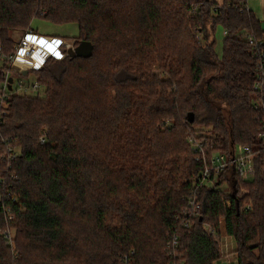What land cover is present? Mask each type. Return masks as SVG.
Listing matches in <instances>:
<instances>
[{
    "label": "trees",
    "instance_id": "1",
    "mask_svg": "<svg viewBox=\"0 0 264 264\" xmlns=\"http://www.w3.org/2000/svg\"><path fill=\"white\" fill-rule=\"evenodd\" d=\"M246 5L0 0L3 53L14 52L12 33L32 29L34 18L76 22L74 46H92L87 55L47 56L45 67L33 70L43 96L17 92L6 100L0 194L17 217V255L6 245L9 224L1 208L0 264H120L132 249L135 264H215L222 253L206 224L225 227L235 238L239 264H264V139L258 137L264 98L261 110L254 108L258 58L246 37L264 44V27ZM219 26L226 31L222 54L216 50ZM157 59L171 77L152 72ZM7 70L0 66V80ZM197 126L212 127L213 136L202 138ZM191 137L230 157L236 143L250 145L257 171L245 182L230 165L198 188L200 212L185 227L176 215L204 168ZM15 143L21 150L11 160L9 144ZM225 183L229 192L221 189ZM107 214L123 217L124 224L109 223ZM175 232L177 259L164 252Z\"/></svg>",
    "mask_w": 264,
    "mask_h": 264
},
{
    "label": "built area",
    "instance_id": "2",
    "mask_svg": "<svg viewBox=\"0 0 264 264\" xmlns=\"http://www.w3.org/2000/svg\"><path fill=\"white\" fill-rule=\"evenodd\" d=\"M246 8H249L248 5H246ZM246 37L255 52V56L258 58V68L255 75L256 80L253 85V91L258 94V99L253 101V106L257 110H261V99L264 98V44L263 41H257L255 36L248 32L246 33ZM74 41L75 40L71 41L69 39L55 38L51 36L41 37L37 31L32 28L19 38L13 53L7 55L2 52V47H0V63L7 64L8 67L6 77L0 80V125L4 119L3 116L7 114L5 104L8 96L17 92L30 94L31 91H43V87L37 81V77L35 73H33V70L44 68L47 56L62 57L64 55H69L68 50L70 47L74 46ZM24 71L28 74L25 75L23 73ZM31 71L34 74V79L31 83H25L23 76H30ZM10 77H13V82L11 84L12 89L9 88ZM46 135L47 131H44V134L40 137L41 143L46 142ZM258 137L262 140L264 139V127ZM191 141L193 143L194 153H196V160L200 161L204 168L193 180V191L190 194L187 205H185L179 214L176 215L178 224L185 227H190L191 222L199 215L200 203L196 196L198 188L213 183L222 172L230 167V165L235 167L240 179L245 182H249L253 179L257 171L255 165L256 153L250 145H239L234 147V153L230 157L225 152L208 150L206 143L202 140H195L191 137ZM20 150V148L17 149L16 145L9 144V159L14 160L17 158L20 154ZM243 192H246V190H243ZM1 195L2 194H0V209H3L6 221L9 224L5 230L6 233H4V236L8 241V245L13 247L12 251L16 256L17 253L15 252L14 236L10 226L12 220L16 217L12 205L10 203H4L3 196ZM9 199L13 202H16L17 200L12 194L9 196ZM246 208L250 209L251 205H247ZM206 225L207 232L212 235L219 244H221L220 252L222 253V257L219 259L220 263L239 264L235 242H229L228 237L232 238V236L229 234L220 235L218 228L211 224ZM179 239L180 237L177 232L168 237L169 241L165 251L171 256V258L173 257V259L178 258L176 251L180 245ZM135 258V250L132 249L121 255L120 264H135ZM171 264H177L176 260Z\"/></svg>",
    "mask_w": 264,
    "mask_h": 264
},
{
    "label": "rangeland",
    "instance_id": "3",
    "mask_svg": "<svg viewBox=\"0 0 264 264\" xmlns=\"http://www.w3.org/2000/svg\"><path fill=\"white\" fill-rule=\"evenodd\" d=\"M31 24H32L33 29H35L36 31H38L39 34H41V35H47V34H51V35L52 34L53 35L56 34V35H58V34H60L61 36H65L69 40H72V37L73 36H77L79 34V28H78V24L76 22L64 23V24H60V23L55 24L54 22H52L50 20H47L45 18H34L32 20V22H31ZM24 33H25V31L15 30V32L12 33V36H13V38H14L15 41H18L19 38ZM222 35H223L222 28L218 27V29L216 31V38H217V40H221V38H223ZM216 50H217V52L219 51V49H218V42H217V45H216ZM153 55H157V54H153ZM158 60L159 59L154 60V61H151V66H152V69H153L152 72L154 74L158 75L159 78H169V77H171L172 76L171 73L169 71H167L165 68H162L160 66V62ZM2 64H4V63H0V66H2ZM6 66H7V64H6ZM24 72H26V71H24ZM27 74H25V75H27ZM33 79H34V74L32 73V71H31L30 76H23V80H24L25 83H29V82L31 83V81H33ZM37 81H38V79H37ZM175 89H177V87H175ZM175 89L169 88L168 89V93L174 92ZM44 93H45V87H43V91L42 90L41 91H31L30 94L27 93V95H30V96L31 95H33V96H35V95H41V96H43ZM21 94H24V93H21ZM211 129H212V127H208V126H197V127H195V130L198 132V134L200 136H202V138H205L206 136L209 137V138L212 137L214 133H212ZM14 145L17 146V149L20 148V145H17L16 143ZM209 145H210V147H209L210 151H213V146L214 145H212V144H209ZM239 145H242V144L238 142V143H236L235 147L236 146H239ZM227 187H228V184L225 183L221 187V189H223V191L225 190V192H229V189ZM243 190H246V189L244 188ZM16 199H17V197H16ZM16 201L18 202V199ZM15 217H16V215H15ZM107 220H108L109 223H114L115 225H118V226H121L125 222V220L123 219V217L116 216L114 214H107ZM223 223H224V219L222 218V224ZM223 226H225V225H222V227ZM5 230H4V233H6ZM11 231H12V234L14 236V242H15V237H16L17 231L15 230V225L14 224H12V226H11ZM223 234H225V235L228 234L225 231V227H223L220 230V235H223ZM228 238H229V242H231V241H234L235 242V245H236V248H237V243H236L235 238H233V237L232 238L228 237ZM5 241H6V245L9 246L8 245V241L6 239H5ZM219 245L221 247V244H219ZM11 249L13 250V247H11ZM164 252H166V251L164 250ZM10 260L12 262V259L11 258H10ZM176 263H177V261H176ZM52 264H65V263H52ZM66 264H73V263H66Z\"/></svg>",
    "mask_w": 264,
    "mask_h": 264
},
{
    "label": "crops",
    "instance_id": "4",
    "mask_svg": "<svg viewBox=\"0 0 264 264\" xmlns=\"http://www.w3.org/2000/svg\"><path fill=\"white\" fill-rule=\"evenodd\" d=\"M247 5H248V7L249 8H251L254 12H255V14H256V17H257V19H259L262 23H263V27H264V0H247ZM220 28H222V31H223V35H222V37L223 38H221V40H218V49H219V51L218 52H220L219 54H222L223 52H222V48H223V41H224V39H225V30H224V28L222 27V26H219ZM37 33L39 34V32L37 31ZM41 37H55V38H67V37H65V36H61L60 34H58V35H51V34H47V35H41V34H39ZM73 37H75V36H73ZM72 37V40L71 41H73L74 40V38ZM215 264H221L220 263V261L218 260V261H216L215 262Z\"/></svg>",
    "mask_w": 264,
    "mask_h": 264
},
{
    "label": "water",
    "instance_id": "5",
    "mask_svg": "<svg viewBox=\"0 0 264 264\" xmlns=\"http://www.w3.org/2000/svg\"><path fill=\"white\" fill-rule=\"evenodd\" d=\"M92 46L90 42L88 41H82L78 46L70 47L68 50V53L71 57L73 56H81V55H87L91 54ZM24 74H27V72H24ZM13 77H10V85L9 88L12 89Z\"/></svg>",
    "mask_w": 264,
    "mask_h": 264
}]
</instances>
